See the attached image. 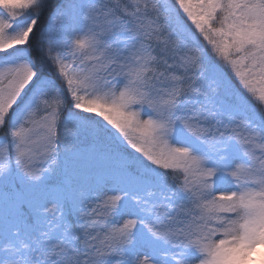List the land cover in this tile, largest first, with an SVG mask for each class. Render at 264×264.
<instances>
[{
    "label": "snow or ice",
    "instance_id": "6c2138e0",
    "mask_svg": "<svg viewBox=\"0 0 264 264\" xmlns=\"http://www.w3.org/2000/svg\"><path fill=\"white\" fill-rule=\"evenodd\" d=\"M264 0H0V264H264Z\"/></svg>",
    "mask_w": 264,
    "mask_h": 264
},
{
    "label": "rangeland",
    "instance_id": "374dc122",
    "mask_svg": "<svg viewBox=\"0 0 264 264\" xmlns=\"http://www.w3.org/2000/svg\"><path fill=\"white\" fill-rule=\"evenodd\" d=\"M258 252H264V248H258Z\"/></svg>",
    "mask_w": 264,
    "mask_h": 264
}]
</instances>
